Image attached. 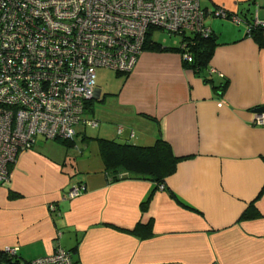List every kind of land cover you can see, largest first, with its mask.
Returning a JSON list of instances; mask_svg holds the SVG:
<instances>
[{
    "label": "crops",
    "instance_id": "crops-1",
    "mask_svg": "<svg viewBox=\"0 0 264 264\" xmlns=\"http://www.w3.org/2000/svg\"><path fill=\"white\" fill-rule=\"evenodd\" d=\"M200 6L216 43L208 68L197 72L178 50H142L127 74L114 70L118 87L96 75L85 114L96 126L80 125L70 146L38 137L18 154L0 185V252L15 249L23 262L63 249L72 264H264V125L254 122L264 106V27L262 44L248 34L249 21H264V0ZM182 34L193 35L166 47L181 48ZM97 138L162 139L184 158L163 187L112 182ZM74 187L83 188L70 196ZM250 204L259 216L240 219Z\"/></svg>",
    "mask_w": 264,
    "mask_h": 264
},
{
    "label": "built area",
    "instance_id": "built-area-1",
    "mask_svg": "<svg viewBox=\"0 0 264 264\" xmlns=\"http://www.w3.org/2000/svg\"><path fill=\"white\" fill-rule=\"evenodd\" d=\"M214 14L227 17L220 8ZM204 17L200 0H0V185L38 137L71 140L80 125H97L85 117L97 68L128 73L150 28L206 35ZM254 122L264 125V115ZM31 264L72 259L56 249Z\"/></svg>",
    "mask_w": 264,
    "mask_h": 264
},
{
    "label": "trees",
    "instance_id": "trees-1",
    "mask_svg": "<svg viewBox=\"0 0 264 264\" xmlns=\"http://www.w3.org/2000/svg\"><path fill=\"white\" fill-rule=\"evenodd\" d=\"M232 16L227 12V18ZM261 27L264 25H255L249 21L248 34L257 38L258 43L262 44ZM193 33V32H192ZM215 37L212 31L206 35L200 33H193V35L186 37L182 34V42L186 47H166L158 42L151 40L150 32H147L142 50H178L184 54L191 56V61L185 58V63L193 67L197 72H202L208 64L212 54L213 47L215 46ZM208 68V67H207ZM121 73V72H118ZM127 74V73H121ZM205 80L212 82V78L205 77ZM227 80L223 78L217 87L224 88ZM91 100L87 103L86 109ZM71 140L56 139L63 145L70 146ZM99 144V153L104 165V170L108 174L110 181H117L122 178H139L147 179L153 182L157 187L164 185L165 179L173 174L179 161L184 157L176 156L172 153L170 145L162 140L156 139L151 145L139 146L130 143H121L114 140L97 138ZM13 164V163H12ZM12 166V165H11ZM10 166V170H11ZM147 201L142 206L145 208ZM259 216L254 204H250L241 214L240 219H249ZM145 227L150 230L151 225L147 224ZM21 259L16 254H10L7 251L0 252V264H20ZM23 264H31V261H24Z\"/></svg>",
    "mask_w": 264,
    "mask_h": 264
},
{
    "label": "rangeland",
    "instance_id": "rangeland-1",
    "mask_svg": "<svg viewBox=\"0 0 264 264\" xmlns=\"http://www.w3.org/2000/svg\"><path fill=\"white\" fill-rule=\"evenodd\" d=\"M150 38L151 40L158 42L159 44L163 46H179L180 41H181V35L176 34V33H168L167 31H164L160 28H150ZM116 72L111 69H105V68H97V80L103 81V83H100L102 86L107 85L108 87H118L119 83H121V80H119L118 77H115ZM122 77L123 76H119ZM121 79V78H120ZM40 141V139H38ZM37 141V142H38ZM42 143L44 141H41ZM41 142H38L37 144L42 146L43 144ZM47 145H50L54 148H62L60 145L56 144L53 141H48L46 143ZM20 264H23V260L21 261Z\"/></svg>",
    "mask_w": 264,
    "mask_h": 264
},
{
    "label": "water",
    "instance_id": "water-1",
    "mask_svg": "<svg viewBox=\"0 0 264 264\" xmlns=\"http://www.w3.org/2000/svg\"><path fill=\"white\" fill-rule=\"evenodd\" d=\"M254 111L257 112V113L264 112V106L257 107V108L254 109Z\"/></svg>",
    "mask_w": 264,
    "mask_h": 264
}]
</instances>
